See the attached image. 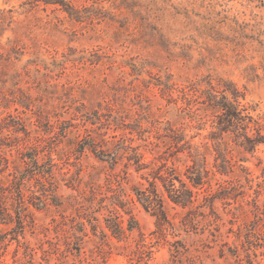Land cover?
<instances>
[{"label":"rangeland","instance_id":"rangeland-1","mask_svg":"<svg viewBox=\"0 0 264 264\" xmlns=\"http://www.w3.org/2000/svg\"><path fill=\"white\" fill-rule=\"evenodd\" d=\"M257 136L264 0H0V264H264Z\"/></svg>","mask_w":264,"mask_h":264},{"label":"trees","instance_id":"trees-1","mask_svg":"<svg viewBox=\"0 0 264 264\" xmlns=\"http://www.w3.org/2000/svg\"><path fill=\"white\" fill-rule=\"evenodd\" d=\"M224 111L226 116H230V119L238 117L236 107L234 106L233 103L229 102L226 100V97H222V100H220L218 104ZM253 145L251 147L254 148L256 145L260 143H264V137L263 136H257V138H251V137H246V145Z\"/></svg>","mask_w":264,"mask_h":264}]
</instances>
